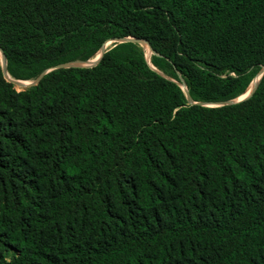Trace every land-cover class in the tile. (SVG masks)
Returning a JSON list of instances; mask_svg holds the SVG:
<instances>
[{
	"label": "trees",
	"instance_id": "16d2710c",
	"mask_svg": "<svg viewBox=\"0 0 264 264\" xmlns=\"http://www.w3.org/2000/svg\"><path fill=\"white\" fill-rule=\"evenodd\" d=\"M125 37L0 63V264H264V0H0L14 79Z\"/></svg>",
	"mask_w": 264,
	"mask_h": 264
},
{
	"label": "water",
	"instance_id": "95a60500",
	"mask_svg": "<svg viewBox=\"0 0 264 264\" xmlns=\"http://www.w3.org/2000/svg\"><path fill=\"white\" fill-rule=\"evenodd\" d=\"M128 40H132V41H134V42H136V43H139L141 46H142V44H143L144 42H146V41H144V40H142V39L130 38V37L109 39V40H107V41L104 43V45L101 47V49H100V54H99L95 59H92V60L89 59L88 61H85V62L60 63V64H57V65H55V66L49 67L48 69H46L45 71H43V72L38 76L37 79H35V82H34L33 84H35V83H36V82H37V81H38L43 75H45L46 73H48L49 71L54 70V69L65 68V67H70V66H74V65L92 66V65L98 63V61L101 59L102 55H103L108 49H110L112 46H114L116 43L126 42V41H128ZM146 43H147L148 46L150 47L152 53H154V51L152 50L150 44H149L148 42H146ZM0 51H1V53H2V55H3V58H4V61H5V62H3L1 65H2V68H3L4 72L6 73V58H5V56H4V54H3V52H2L1 49H0ZM263 74H264V66L261 68V70L256 74V76H255V77L253 78V80H252V82H253L254 80H256V79H257V75H259V77H258L259 80H258L257 84H254L253 88H252L249 92L244 93V94H243V95H244L243 97L240 96V97L235 98V99H231V100H227V101H221V102H216V103H209V104H208V103L200 102V104H202V105H224V104L235 103V102H237V101L243 100V99L249 97V96L254 92V90H255V88L257 87V85H258V83H259L261 77L263 76ZM12 82H13V81H12ZM252 82H251V83H252ZM182 88H183V87H182ZM183 89H184V88H183ZM184 90H185L186 93H187V89L185 88ZM187 95H188V93H187ZM188 98H189V102H190V103H195V102H193V101L191 100V98H190L189 96H188Z\"/></svg>",
	"mask_w": 264,
	"mask_h": 264
},
{
	"label": "rangeland",
	"instance_id": "374dc122",
	"mask_svg": "<svg viewBox=\"0 0 264 264\" xmlns=\"http://www.w3.org/2000/svg\"><path fill=\"white\" fill-rule=\"evenodd\" d=\"M144 43H145V42H144ZM144 50H145V49H144ZM99 53H100V50H99L98 53L95 55V57H93L92 59H95ZM145 54H146V58H147L148 62L151 63V55L153 54L152 51H151V49H150V51H149V50H148V51L145 50ZM2 56H3V55H2V53H1V51H0V60H1L0 63H1V64H2L3 62H5V61H4V58H3ZM92 59H91V60H92ZM6 75H7V77H8L9 80L13 81L15 87H16L18 90L25 89L26 87L32 85V84L35 82V80L14 79V78H12L11 76H9V74H8L7 72H6ZM257 77H259V75H257ZM256 80H257V79H256ZM256 80H254V81L249 85V87H248V89H247L246 92H249V91L253 88V86H254L255 83L257 84ZM181 87H183L184 89L186 88L185 85H184L183 83H181ZM246 92H245V93H246Z\"/></svg>",
	"mask_w": 264,
	"mask_h": 264
},
{
	"label": "bare ground",
	"instance_id": "6f19581e",
	"mask_svg": "<svg viewBox=\"0 0 264 264\" xmlns=\"http://www.w3.org/2000/svg\"><path fill=\"white\" fill-rule=\"evenodd\" d=\"M142 47H143L145 50H147V51L149 50V51H150V47L148 46V44H147L146 42L142 44ZM99 54H100V53H99ZM99 54H98V55H99ZM98 55H97V56H98ZM2 57H3V56H2ZM0 61H1V60H0ZM258 80H259V78L257 77L256 82H258ZM255 84H256V83H255ZM243 96H244V95H241V97H243Z\"/></svg>",
	"mask_w": 264,
	"mask_h": 264
}]
</instances>
